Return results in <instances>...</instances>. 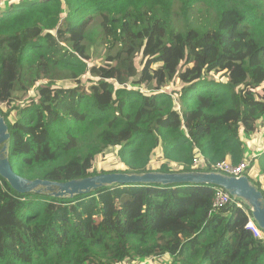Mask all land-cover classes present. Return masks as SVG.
<instances>
[{"label":"trees","instance_id":"16d2710c","mask_svg":"<svg viewBox=\"0 0 264 264\" xmlns=\"http://www.w3.org/2000/svg\"><path fill=\"white\" fill-rule=\"evenodd\" d=\"M0 113L29 179L247 159L264 194V0H0ZM216 190L115 183L56 197L0 175V264H264L252 210L215 207Z\"/></svg>","mask_w":264,"mask_h":264},{"label":"water","instance_id":"95a60500","mask_svg":"<svg viewBox=\"0 0 264 264\" xmlns=\"http://www.w3.org/2000/svg\"><path fill=\"white\" fill-rule=\"evenodd\" d=\"M11 133L5 118L0 113V175L5 178L12 188L20 193L40 192L56 197H74L115 183H208L222 187L229 191L234 198L241 199L252 210V216L259 228L264 231V194L250 180L246 174L233 176L217 171H189V172H145L125 173L110 172L100 173L69 181H53L41 178L29 179L18 174L9 159V141Z\"/></svg>","mask_w":264,"mask_h":264},{"label":"built area","instance_id":"2783aa9c","mask_svg":"<svg viewBox=\"0 0 264 264\" xmlns=\"http://www.w3.org/2000/svg\"><path fill=\"white\" fill-rule=\"evenodd\" d=\"M203 161V156H196L193 160V165L198 166ZM250 165V161L243 159L237 164H234L229 160H219L213 164V171L221 172L228 175L240 176L246 174L247 168ZM229 203H236L238 206L245 208L243 203L234 198L229 191L222 187H217L216 195L214 199L215 207H222ZM247 227L258 237H264V231L259 228L258 224L254 220L253 216H249Z\"/></svg>","mask_w":264,"mask_h":264},{"label":"rangeland","instance_id":"374dc122","mask_svg":"<svg viewBox=\"0 0 264 264\" xmlns=\"http://www.w3.org/2000/svg\"><path fill=\"white\" fill-rule=\"evenodd\" d=\"M5 1L9 2V0H5ZM9 6L10 5H6L4 9L10 8ZM99 59H100V57H99ZM255 137H256V135H251L250 138H249V143H250L251 147H252L251 142L255 139ZM256 138L258 139V145L257 146L260 147L259 150L263 151L264 150V131H262L258 135V137H256ZM245 140L248 141L247 139H245ZM234 164H237V163H234ZM257 164L259 165V160H258ZM164 257H166L167 260H164L163 257L154 258V259H147V260L138 258V259H134V260L127 259L126 261H124L121 264H168V262L170 260V256L167 254Z\"/></svg>","mask_w":264,"mask_h":264},{"label":"crops","instance_id":"0c3cea01","mask_svg":"<svg viewBox=\"0 0 264 264\" xmlns=\"http://www.w3.org/2000/svg\"><path fill=\"white\" fill-rule=\"evenodd\" d=\"M164 258V260H167V258L166 257H163ZM169 263V262H168Z\"/></svg>","mask_w":264,"mask_h":264}]
</instances>
